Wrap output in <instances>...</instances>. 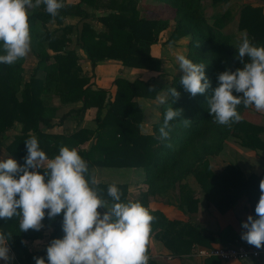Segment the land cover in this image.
<instances>
[{
	"label": "trees",
	"instance_id": "16d2710c",
	"mask_svg": "<svg viewBox=\"0 0 264 264\" xmlns=\"http://www.w3.org/2000/svg\"><path fill=\"white\" fill-rule=\"evenodd\" d=\"M158 2L174 11V29L165 44L175 45L181 38L189 37L186 58L193 63L206 65L205 75L211 87L205 95L192 97L180 84L181 78L175 76L163 83L158 79L131 82L118 78L113 96L107 89L93 87L79 62L77 46L85 51L93 68L101 62L114 60L137 71L157 73L162 79L167 76L161 72L162 61L153 55L152 49L159 44L162 33L170 28V21L142 17L137 7L138 0H80L76 5L61 0L63 7L56 18L51 17L41 4L39 9L33 8L28 19L31 43L37 45L38 51V63L31 78L27 80L25 76L26 56L13 65L0 64V142L6 140L11 132H16L6 149L21 165L24 163L23 157L27 155L24 142L30 133L35 134L41 150L50 159L59 154L62 146L75 148L88 164L89 181L92 178L91 168L95 166L143 169L146 196L163 195L179 187L181 204L188 203L187 211L190 213L196 212L198 201L194 196L187 198V185L184 182L193 176L207 201L221 214H226L245 200L247 209L255 216L254 209L260 196L259 183L264 179V173L246 177L238 166L231 164L216 174L209 164V158L220 155L231 137L238 139L245 148L264 150V139L261 138L264 128L243 118L251 106L245 108L243 104L239 105L237 110L241 120L231 126L215 123L207 110V98L217 87V74L242 67L236 59L241 38L224 33V29L233 21L232 11L217 10L231 0H210L213 9L217 10L210 16L206 13L204 0ZM83 6L108 11L97 19L104 25L103 29H97L90 22L89 13ZM67 16L81 17L80 26L48 28L51 22L62 24ZM238 29L247 33L254 45L264 46V8L244 4L240 9ZM72 34L76 35L73 47L75 39ZM4 54L3 42H0V55ZM173 87L180 93L175 103L168 96V89ZM161 94L165 95L167 103L160 104V116L153 122L151 133L145 134L142 131L144 110L136 100H156ZM56 98L63 104H82L78 109L69 111L61 122L68 117L81 122L88 110L96 109L97 127L93 130L79 129L70 135L47 133L46 130L53 129L59 118L60 107L54 104ZM169 106L183 112L180 118L170 122V140L162 141L159 139V128ZM182 119L191 123L185 126ZM19 125L20 130L17 131ZM90 141L92 143L88 150L81 148ZM109 185L112 184L93 187L110 205L113 201L107 195ZM116 186L122 193V202L139 201L155 217L149 242L156 233L155 236L175 256L191 254L194 245L206 248L213 243L240 245L238 236L230 237L231 227L213 235L190 220H170L162 212L151 210L145 199H129L127 185ZM19 221V216L0 219V233L11 236L8 245L17 264H35L34 257L46 258L48 245L44 250L34 252L30 250L29 242L42 238L43 229L21 232ZM42 223L54 230L49 242L63 237L62 216L47 224L45 220ZM149 242V264H158L150 258ZM219 260L211 258L205 264Z\"/></svg>",
	"mask_w": 264,
	"mask_h": 264
},
{
	"label": "clouds",
	"instance_id": "9594fccd",
	"mask_svg": "<svg viewBox=\"0 0 264 264\" xmlns=\"http://www.w3.org/2000/svg\"><path fill=\"white\" fill-rule=\"evenodd\" d=\"M45 6L53 18L63 7L61 0H0V42L5 54L0 64L13 65L31 51L29 13L31 8ZM237 57L242 67L217 74V87L207 98V110L215 123L231 126L241 120L237 107H254L264 111V46L254 45L247 33L241 34ZM183 75L180 84L192 97L205 95L211 82L205 75L206 65L193 63L184 55L177 57ZM236 93V95H234ZM175 103L180 93L168 89ZM161 104L165 96L158 97ZM183 110L169 106L159 128V139L170 140L171 121L181 117ZM183 120V119H182ZM185 126L191 121L183 120ZM27 155L24 163L13 158L0 160V219L19 216L21 232L40 231L47 217L62 216V238L52 239L45 257H34L35 264H149L147 245L155 217L141 202H122V193L109 185L107 195L113 203L103 200L89 179L87 162L77 149L62 146L59 154L49 158L41 150L35 134L24 142ZM171 146L170 144L168 145ZM260 196L255 216L241 223V240L257 249L264 248V179L259 183ZM99 209H104L101 212ZM47 210V211H46ZM10 235L0 233V260L11 264L14 259L8 246Z\"/></svg>",
	"mask_w": 264,
	"mask_h": 264
},
{
	"label": "crops",
	"instance_id": "0c3cea01",
	"mask_svg": "<svg viewBox=\"0 0 264 264\" xmlns=\"http://www.w3.org/2000/svg\"><path fill=\"white\" fill-rule=\"evenodd\" d=\"M79 1L80 0H66V3L70 5H76L79 3ZM246 3H251L253 6H262L264 8V0H231L230 3L217 8L218 11L220 10L222 12L226 10H230L232 11L233 14L232 23L224 29L225 34H229L228 31L234 28L236 36L238 38H241V34L243 32H240L238 29L241 8H239L237 12V8L235 9L234 5H240V7H242ZM82 8L88 11L90 16L89 20L95 27L96 25L94 24V22L97 21L96 24L98 25V28L99 29L104 28V25L99 23L97 19L107 14V12L104 13L102 12L103 10L93 9L90 6H83ZM80 21H81V17L67 16L62 24H58L57 22H51L52 24H49L48 28L50 30L58 29L65 26H75L76 28L77 27L76 25H78V27L80 26ZM231 34L232 33H230L229 35ZM71 36L74 38L75 35L72 34ZM188 38L189 37H185V39ZM179 41L176 43V45L172 47L175 49L176 52L182 51L183 49L184 51L186 50L187 52L185 56H187L188 53L187 48L185 49L182 45H180ZM189 42H190V38H189ZM168 48H170L169 45H166L164 47L161 45H156L153 47L152 53L154 56L159 57L161 59L162 73L173 74L176 77L181 78L183 73L182 71H180L178 63H176L177 65L174 63L178 61L171 60L170 62H168L167 60H165L167 59V57H165V52L166 50H168ZM179 53L181 54V52ZM78 56L80 58L79 62L81 66L84 64L85 66H87V69L90 70L91 62L89 61L85 51L80 47H78ZM172 59L174 58L172 57ZM27 60L28 57H26V62ZM26 62L24 64V68ZM37 63H38V59L36 60V65ZM166 63H169L171 65V68L167 69L165 66ZM85 66L83 67V69L86 68ZM113 67L117 68L116 71L113 70ZM126 70L130 72V78H129L130 81L137 80L141 76L139 72L144 74V72L142 71L134 72L131 69L128 68L126 69V67H124L122 63L119 61L108 60L107 62H103V63L101 62L97 64L95 69L96 79L93 78L92 82L93 83L97 82L99 84L98 88L107 89L110 93V90L113 89V82L115 79H117L118 75H116L115 78L112 79V81L107 82L108 74L110 73L113 74L114 72L122 73ZM115 92H116V87H115ZM55 105L58 107L60 106L58 103ZM68 112L69 111H59L58 112L59 118L55 121L56 125L51 130L47 129L46 132L57 135H70L74 132H77L79 129L87 128L93 130L97 127L95 123L97 111H87L85 118L81 122L74 119L73 117H68L61 122L60 121L61 118H63ZM145 113L147 118L144 120L142 124V130L144 131V127L147 128L146 133L149 134L151 133V126L153 122H155L157 119L156 120L154 119V121L149 122V116H147L146 111ZM159 116H160V112L157 115V118ZM150 117H153L152 114H150ZM243 118L254 125L264 128V111L258 112L255 110L254 107H252L249 111L246 112ZM19 130H20V125L18 126L17 131ZM261 138L264 139V132L263 134H261ZM91 143H92L91 141L87 142L81 148L88 150L91 146ZM209 164L212 171L216 174L221 173L223 170H225V168L228 165L233 164L238 166L246 177H250L252 175L261 176L264 173V150L261 149L253 150V149L245 148L241 145L238 139L231 137L226 141L224 150L220 155L211 156L209 158ZM90 172L92 177H94L97 181L96 185H100V184L127 185L129 199L138 200L143 198L146 200V202L148 203V207L151 210L162 212L170 220H178L183 222H187L190 220L193 223L200 225L207 232L213 235H217L223 229L227 227H231L232 233L230 237H233L235 235L238 236V239L241 240V232H242L241 223L243 221H246L247 217L251 215V212L249 211V209H247L245 200L240 201L234 208L229 210L226 214H221L214 205H212L207 201L205 194L203 193L199 184L197 183V181L193 176H190L184 182L187 185V189L185 193L187 198H189L190 196H194L198 201L196 212L190 213L189 211H187L188 203L185 202L183 205L181 204V198L179 199V197L181 196L179 187L163 195H158L154 197L146 196L147 190L144 184L145 174L143 169L109 168V167L95 166L91 168ZM99 211L103 212L105 210L99 209ZM46 219H45L46 222L45 224H47L50 221L47 217ZM42 229L44 234L43 237L29 242V248L34 252H39L46 248V246L49 243L50 236L54 231L53 228L48 225H44ZM155 234L152 236L149 242V247L151 251L150 258L156 261L158 264H205L206 261L210 260L211 258H205L203 256H200L199 252L201 250L225 246L220 243H213L211 244L210 248H206L200 245H194L191 254H187L179 257L173 255L172 252L168 248H166L164 243L155 236ZM237 242H239L240 245L247 244L243 240L241 241L237 240ZM10 255L14 256V259L11 261V264H17L16 257L13 254L12 250L10 252ZM0 264H5V261L0 260ZM210 264H264V256L262 257L261 260L229 261V262L219 260V261L211 262Z\"/></svg>",
	"mask_w": 264,
	"mask_h": 264
},
{
	"label": "rangeland",
	"instance_id": "374dc122",
	"mask_svg": "<svg viewBox=\"0 0 264 264\" xmlns=\"http://www.w3.org/2000/svg\"><path fill=\"white\" fill-rule=\"evenodd\" d=\"M137 7H138V10L140 11V14H141L142 17L168 19L170 21V28L167 31L162 33V35H161V37L159 39L160 40L159 44H158V45H161L163 47L166 46V45L170 46V48H168V50H166V52H165V57H167V59H165V60H167L168 62H170L171 60L177 61L176 59H177V57L179 55H184L185 56V54L187 52L186 50L184 51V49H183L182 51H179V52H181V54H180L178 51L176 52L175 49L172 47V46H174L173 44H165V41L169 38L171 32L174 29V11L172 9H170L169 7H167V6H163V4H160L158 2V0H138V6ZM204 7H205L207 15H209V16L212 15L215 11H217V10L213 9V7H212L211 3L209 2V0H204ZM234 7H235V9L237 8V12H238L239 8H241L240 5H234ZM36 8L39 9V7H36ZM32 12H33V8L28 10L29 15H31ZM102 12H104V13L107 12L108 13V11H105V10H103ZM95 19H97V18H95ZM96 22L97 21H95L94 24L96 25V28L99 29L98 25L96 24ZM99 23H101V22H99ZM49 24H52V23H49ZM49 24H48V27H49ZM76 26H78V25H76ZM228 32H229V34L232 33L231 35H234V37H237L234 28L230 29ZM75 37H76V35H75ZM75 37H74V39H75ZM176 43H175V45H176ZM31 44L33 45V48H31V51L26 55V57H28V60H27L26 65H25V76H26L27 80H29L31 78L32 72L35 69L36 60H37L36 53H38L37 45L35 43H31ZM73 44L74 45L76 44V39H75V41L72 42V45ZM179 44L182 45L185 49L187 48V50H188L189 38L188 39H185V38L182 39L181 38L180 41H179ZM77 53H78V46H77ZM172 57L174 59H172ZM105 62H107V61H105ZM174 63L176 64L178 62H174ZM178 65H179V63H178ZM84 66L85 65L83 64L81 67L83 68ZM165 66H166L167 69L171 68V65L169 63H166ZM85 67L86 68L83 69L84 74L87 75L91 79V84L95 88H98L99 84L97 82H95V83L92 82L93 78L96 77V72H95L96 67L93 68L92 65H91V69L90 70L87 69V66H85ZM124 67H126V66H124ZM127 68L131 69L134 72L137 71L134 68L126 67V69ZM116 69H117L116 67H113L114 71H116ZM142 72H144V74L139 72L141 74V76L138 79H144V80H150V79H154L155 80V79H158L159 82H162V83L165 82L166 79H169L171 76H175L173 74H169L168 73L167 76H164L163 79H162V78L158 77L159 75L157 73L150 74L149 72H146V71H142ZM161 72H162V70H161ZM110 75H111V77H110ZM116 75H118L117 79L118 78H124V79L129 80V78H130V72L127 71V70L122 72V73L114 72L113 74H111V73L108 74V81L107 82L112 81V79H114ZM115 80L113 82V89L110 90V93L112 94V96L114 95L115 87H116L115 86ZM131 82H133V81H131ZM160 96H165V95L161 94ZM139 99H142V98H138L136 101L138 102L140 107L144 110V116H145L144 120L147 118L145 111L147 112V116H149V122L154 121V119L156 120L157 119V115L160 112V104L161 103H160L159 99L158 98L156 100H145V99L139 100ZM57 103L60 105L59 106L60 107V111H71V110H74V109H78L82 105L81 103H77V104H69V103L63 104L58 98H56L54 100V104H57ZM88 111H96V109H90ZM150 114H152L153 117H150ZM146 130H147V128L144 127V131L142 130L143 133L147 134ZM14 132H11L10 134H8V138L6 140L0 142V160H6L7 158H10V157L13 158L10 155V153L7 151L6 146L11 142L12 137H13L12 135L14 134Z\"/></svg>",
	"mask_w": 264,
	"mask_h": 264
},
{
	"label": "built area",
	"instance_id": "2783aa9c",
	"mask_svg": "<svg viewBox=\"0 0 264 264\" xmlns=\"http://www.w3.org/2000/svg\"><path fill=\"white\" fill-rule=\"evenodd\" d=\"M199 254L205 258H217L225 262L261 260L264 256V248L257 249L247 243L246 245L220 246L211 249H203Z\"/></svg>",
	"mask_w": 264,
	"mask_h": 264
}]
</instances>
